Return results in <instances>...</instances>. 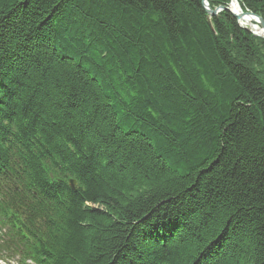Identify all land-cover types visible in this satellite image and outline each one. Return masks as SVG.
Instances as JSON below:
<instances>
[{
  "label": "trees",
  "instance_id": "trees-1",
  "mask_svg": "<svg viewBox=\"0 0 264 264\" xmlns=\"http://www.w3.org/2000/svg\"><path fill=\"white\" fill-rule=\"evenodd\" d=\"M11 179L38 264H264V40L203 0H0Z\"/></svg>",
  "mask_w": 264,
  "mask_h": 264
},
{
  "label": "water",
  "instance_id": "water-1",
  "mask_svg": "<svg viewBox=\"0 0 264 264\" xmlns=\"http://www.w3.org/2000/svg\"><path fill=\"white\" fill-rule=\"evenodd\" d=\"M203 4H204V7L206 8L207 12L209 13V15L211 16H216L219 14L220 11H223V10H227L229 12H231L239 21L240 23V20L242 18V16H239L237 14H235L230 8H220L218 9L217 11H213L210 9L209 7V3L207 0H203ZM243 16H246V17H250V18H253V19H257L256 23L258 25V27L261 29V32H262V35H259L255 32H253L249 27L248 28H245L246 30H250L254 36L256 37H261L263 40H264V19L251 13V12H243ZM76 186V182L75 181H72L71 182V187L74 189V187Z\"/></svg>",
  "mask_w": 264,
  "mask_h": 264
},
{
  "label": "bare ground",
  "instance_id": "bare-ground-1",
  "mask_svg": "<svg viewBox=\"0 0 264 264\" xmlns=\"http://www.w3.org/2000/svg\"><path fill=\"white\" fill-rule=\"evenodd\" d=\"M235 14L242 16L240 20V26L245 28H250L253 32L262 35L261 29L258 27L256 21L257 19H253L250 17L243 16V9L238 3L237 0H232L231 8H230Z\"/></svg>",
  "mask_w": 264,
  "mask_h": 264
}]
</instances>
